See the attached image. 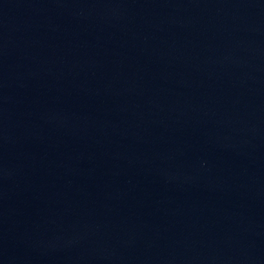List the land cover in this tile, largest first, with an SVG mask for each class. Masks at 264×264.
Instances as JSON below:
<instances>
[{
    "label": "water",
    "instance_id": "obj_1",
    "mask_svg": "<svg viewBox=\"0 0 264 264\" xmlns=\"http://www.w3.org/2000/svg\"><path fill=\"white\" fill-rule=\"evenodd\" d=\"M0 264H264V0H0Z\"/></svg>",
    "mask_w": 264,
    "mask_h": 264
}]
</instances>
